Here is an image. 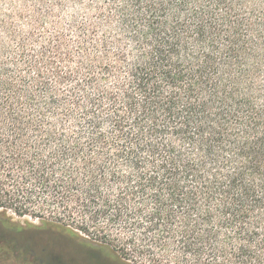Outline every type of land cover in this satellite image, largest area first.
Returning <instances> with one entry per match:
<instances>
[{"label": "trees", "instance_id": "trees-1", "mask_svg": "<svg viewBox=\"0 0 264 264\" xmlns=\"http://www.w3.org/2000/svg\"><path fill=\"white\" fill-rule=\"evenodd\" d=\"M121 3L0 14V209L49 264H264V0Z\"/></svg>", "mask_w": 264, "mask_h": 264}, {"label": "rangeland", "instance_id": "rangeland-1", "mask_svg": "<svg viewBox=\"0 0 264 264\" xmlns=\"http://www.w3.org/2000/svg\"><path fill=\"white\" fill-rule=\"evenodd\" d=\"M52 1L53 0H13L14 3L9 6L6 1L0 0V14L5 15L13 12V14L16 16L18 13H21L25 18L29 16L31 11L35 9L36 13L43 17H46L48 15L47 13H50L54 16L60 15L62 22V0L57 1L59 9L55 10V12L51 13L49 8H41L43 4L51 3ZM14 6L16 8L12 9ZM47 6H49V4ZM18 7H20L21 10H19ZM22 20L23 19H17L16 17L15 26L19 28L22 27ZM0 214L2 215L3 219L7 218L10 220L8 224H11L13 228L24 232L26 236L25 240L29 241V243H26V246L24 247V249L28 250V252L25 253V258L23 260H21L22 258L19 256L20 253L17 256V254L11 253L9 249L8 251L6 250V252H1V250L4 248V245L3 242L0 243V264H40L39 262L42 261V259L44 261L43 264H49L51 261H54L53 258H62V249H65L67 246H69V243H66V241L62 239V234L60 233L61 231L58 229L55 231L46 230L47 226L44 224L45 222L38 218L28 215L19 217L10 210L3 211L1 209ZM5 223L7 222H4V224ZM2 226L3 225L0 224V227ZM103 252L104 256H96V258L100 260L99 262L109 264L110 258L113 257L111 255V251L109 249H103ZM111 261L112 260H110V263ZM96 263H92L90 260H88L86 264Z\"/></svg>", "mask_w": 264, "mask_h": 264}, {"label": "flooded vegetation", "instance_id": "flooded-vegetation-1", "mask_svg": "<svg viewBox=\"0 0 264 264\" xmlns=\"http://www.w3.org/2000/svg\"><path fill=\"white\" fill-rule=\"evenodd\" d=\"M0 233H1V235H2V227H0ZM1 237H2V236H0V243L4 242V241L1 240Z\"/></svg>", "mask_w": 264, "mask_h": 264}, {"label": "snow or ice", "instance_id": "snow-or-ice-1", "mask_svg": "<svg viewBox=\"0 0 264 264\" xmlns=\"http://www.w3.org/2000/svg\"><path fill=\"white\" fill-rule=\"evenodd\" d=\"M121 6H123V0H122V3H121ZM105 195L107 196V193H105ZM112 200L115 201V197H112Z\"/></svg>", "mask_w": 264, "mask_h": 264}]
</instances>
